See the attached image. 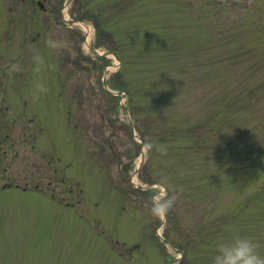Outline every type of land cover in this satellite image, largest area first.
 I'll return each instance as SVG.
<instances>
[{
  "label": "rangeland",
  "instance_id": "obj_1",
  "mask_svg": "<svg viewBox=\"0 0 264 264\" xmlns=\"http://www.w3.org/2000/svg\"><path fill=\"white\" fill-rule=\"evenodd\" d=\"M29 1L0 0V109L39 127L0 165V264H210L230 231L264 250V0Z\"/></svg>",
  "mask_w": 264,
  "mask_h": 264
},
{
  "label": "clouds",
  "instance_id": "obj_2",
  "mask_svg": "<svg viewBox=\"0 0 264 264\" xmlns=\"http://www.w3.org/2000/svg\"><path fill=\"white\" fill-rule=\"evenodd\" d=\"M47 43L50 48H57L61 47L63 42L49 37ZM34 59H40L38 51L34 52ZM160 150L166 152L167 148L160 146ZM175 200V194L156 196L150 205V214L163 216L173 207ZM210 264H264V250L251 235L230 231L217 237Z\"/></svg>",
  "mask_w": 264,
  "mask_h": 264
},
{
  "label": "flooded vegetation",
  "instance_id": "obj_3",
  "mask_svg": "<svg viewBox=\"0 0 264 264\" xmlns=\"http://www.w3.org/2000/svg\"><path fill=\"white\" fill-rule=\"evenodd\" d=\"M29 3L33 9L44 8L38 0H30ZM31 33L33 34V31ZM33 35L32 41L35 43L39 33L35 31ZM25 104L23 108H15L14 110L9 107L0 109V165L2 164L3 168L7 160L12 162L18 157H24L28 143H33L31 149L36 151L34 142L37 138V132L35 134L34 130H39V127L30 125L34 119L28 118ZM69 114L71 115V111ZM4 173L6 174V168Z\"/></svg>",
  "mask_w": 264,
  "mask_h": 264
},
{
  "label": "bare ground",
  "instance_id": "obj_4",
  "mask_svg": "<svg viewBox=\"0 0 264 264\" xmlns=\"http://www.w3.org/2000/svg\"><path fill=\"white\" fill-rule=\"evenodd\" d=\"M80 25L86 30V32H87V35H88V39H87V41H86V47H88L89 48V41H90V36H91V28L89 27V26H86L85 24H83V23H80Z\"/></svg>",
  "mask_w": 264,
  "mask_h": 264
},
{
  "label": "trees",
  "instance_id": "obj_5",
  "mask_svg": "<svg viewBox=\"0 0 264 264\" xmlns=\"http://www.w3.org/2000/svg\"><path fill=\"white\" fill-rule=\"evenodd\" d=\"M98 30L101 31V32H104V31H103L102 29H100V28H98ZM100 35H101V34H100ZM186 252H187V250H184V255H185ZM182 262H184V261H182ZM182 262H181V263H182Z\"/></svg>",
  "mask_w": 264,
  "mask_h": 264
}]
</instances>
